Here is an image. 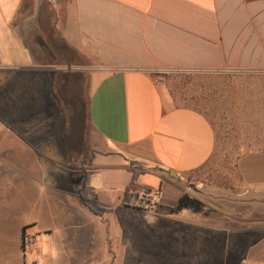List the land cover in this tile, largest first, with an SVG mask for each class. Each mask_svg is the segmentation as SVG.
<instances>
[{
    "label": "crops",
    "instance_id": "0c3cea01",
    "mask_svg": "<svg viewBox=\"0 0 264 264\" xmlns=\"http://www.w3.org/2000/svg\"><path fill=\"white\" fill-rule=\"evenodd\" d=\"M51 38L90 63L89 116L105 147L88 181L107 213L136 210L131 201L151 190L163 209L153 217L174 222L181 249L204 223L167 210L184 194L199 198L193 184L226 166L239 178L235 198L264 207V0H0V264L98 261L79 191L58 178L51 187L49 164L25 156L32 127L21 105L35 101L34 115L47 102V82L30 71ZM8 149L17 156L2 157ZM205 183L220 199L231 192Z\"/></svg>",
    "mask_w": 264,
    "mask_h": 264
},
{
    "label": "rangeland",
    "instance_id": "374dc122",
    "mask_svg": "<svg viewBox=\"0 0 264 264\" xmlns=\"http://www.w3.org/2000/svg\"><path fill=\"white\" fill-rule=\"evenodd\" d=\"M60 43L61 40L51 38L49 55L39 56L40 65L30 71L32 75L41 74L47 82L44 92L47 102L44 101L43 109L31 115L37 103L31 99L23 101L21 120L28 122L32 132L22 138L30 143L26 157L49 164L51 187H55L58 178L59 187L78 192L89 175L93 158L105 144L96 134L89 116L90 69L85 66L90 63L86 57ZM7 138L14 140L12 134ZM1 152L2 157L17 156L10 149ZM225 169L226 174L215 171L210 180L205 181L216 189L217 185L230 188L225 198L220 199L216 190L205 191L203 181L193 184L197 199L204 203V211L197 214L204 228L187 233L181 249L172 235L174 230H170L174 226L169 224L174 222L153 217L152 214L163 210L158 204L154 212L139 207L102 216L87 212L97 228L99 255L94 264H264V207L251 208L235 198L234 186L239 178L234 166ZM139 176L140 183L159 190L161 181L155 175L145 172ZM30 237H24V249Z\"/></svg>",
    "mask_w": 264,
    "mask_h": 264
},
{
    "label": "trees",
    "instance_id": "16d2710c",
    "mask_svg": "<svg viewBox=\"0 0 264 264\" xmlns=\"http://www.w3.org/2000/svg\"><path fill=\"white\" fill-rule=\"evenodd\" d=\"M133 172L135 171L133 170ZM141 172H144V170L139 171V173ZM136 174L137 173H135V177H136ZM79 193H80L83 205L87 207L93 214L97 216H102L108 212V209L104 208L100 204L96 194L93 191V188L90 187L88 176L84 178L83 187L79 190ZM184 209H189L196 213H201L204 211V203L201 200L195 197H192L189 194H184L180 198L178 204L171 209V212L178 213Z\"/></svg>",
    "mask_w": 264,
    "mask_h": 264
},
{
    "label": "built area",
    "instance_id": "2783aa9c",
    "mask_svg": "<svg viewBox=\"0 0 264 264\" xmlns=\"http://www.w3.org/2000/svg\"><path fill=\"white\" fill-rule=\"evenodd\" d=\"M131 205L145 209L149 212H154L157 208V203L154 198V194L151 190L144 189L140 196L135 200L131 201ZM35 245V240L33 237H30L26 240V248L32 249Z\"/></svg>",
    "mask_w": 264,
    "mask_h": 264
},
{
    "label": "water",
    "instance_id": "95a60500",
    "mask_svg": "<svg viewBox=\"0 0 264 264\" xmlns=\"http://www.w3.org/2000/svg\"><path fill=\"white\" fill-rule=\"evenodd\" d=\"M172 174V176L180 178L176 173H174L173 171L170 172Z\"/></svg>",
    "mask_w": 264,
    "mask_h": 264
}]
</instances>
